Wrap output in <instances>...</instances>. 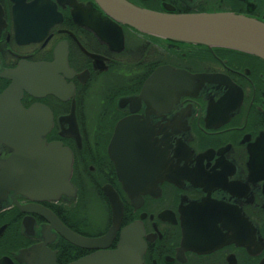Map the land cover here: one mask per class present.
<instances>
[{"label":"flooded vegetation","instance_id":"af4514ba","mask_svg":"<svg viewBox=\"0 0 264 264\" xmlns=\"http://www.w3.org/2000/svg\"><path fill=\"white\" fill-rule=\"evenodd\" d=\"M127 1L156 13H235L264 22V0ZM106 19L93 0H0V96L13 84L7 73L55 67L60 98L24 91L20 102L50 112L46 141L71 151L76 190L54 203L0 194V264H27L22 254L38 245L55 255V264H76L117 250L131 226L145 246L142 264H264V153H256L264 135V61L165 42ZM166 67L227 78L230 100L221 103L215 87L208 98L183 96L174 107L135 101ZM125 120L143 126L153 143L145 146L149 153L121 149L116 166L109 147ZM181 144L190 153L176 151ZM11 153L0 143L1 162ZM105 190L116 194L122 217L102 249L72 244L45 216L20 209L48 210L80 238L100 239L114 221ZM237 220L249 222L251 248L232 243Z\"/></svg>","mask_w":264,"mask_h":264},{"label":"water","instance_id":"95a60500","mask_svg":"<svg viewBox=\"0 0 264 264\" xmlns=\"http://www.w3.org/2000/svg\"><path fill=\"white\" fill-rule=\"evenodd\" d=\"M93 1L112 25L114 22L120 23L138 33L169 43L210 50L229 49L264 61V22L252 17L234 13H156L139 8L127 0ZM94 31L99 35V30ZM122 40L121 34L120 43ZM53 69L54 66L47 65L23 66L6 74L13 84L0 96V143L7 146L12 155L6 162L0 161V194L5 195L11 191L13 198L20 196L31 202L53 203L72 199L76 195L71 183V151L63 147L62 143L46 141L52 128L50 112L41 105L26 110L20 102L24 91L34 96L47 94L60 98L63 84L54 74L51 75ZM215 87L224 94L220 98L221 103L225 99L230 100L232 83L225 77L192 75L169 67L160 68L146 81L141 96L135 101L140 99L148 104L155 102L163 106L171 102L174 107L183 96L208 98L205 92ZM130 101L135 102L134 99ZM143 128L134 120H125L117 125L109 147L110 157L116 166L117 154L121 149L125 153H149L145 146L150 148L153 142L146 140ZM263 140L262 134L256 153H264ZM176 151L190 153L183 144ZM126 190L129 191L128 188ZM105 192L113 208L114 221L108 235L100 239L80 238L48 210L20 209L45 216L62 237L72 244L88 249H102L115 236L122 217L116 194L108 190ZM132 194L130 193L131 196ZM248 226L249 222L242 220L232 222V243L251 248L256 236L247 235ZM144 253L140 229L138 226H131L125 230L117 250L100 252L76 264H142ZM22 257L27 264H55V255L44 245L31 248Z\"/></svg>","mask_w":264,"mask_h":264}]
</instances>
